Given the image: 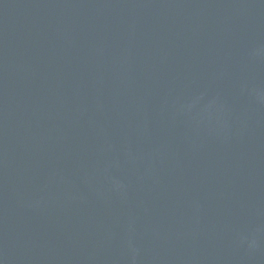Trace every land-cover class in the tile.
Here are the masks:
<instances>
[{"label": "water", "instance_id": "1", "mask_svg": "<svg viewBox=\"0 0 264 264\" xmlns=\"http://www.w3.org/2000/svg\"><path fill=\"white\" fill-rule=\"evenodd\" d=\"M0 264H264V0H0Z\"/></svg>", "mask_w": 264, "mask_h": 264}]
</instances>
